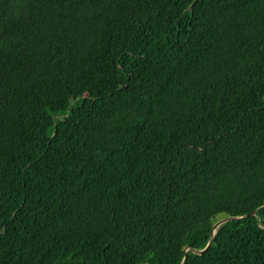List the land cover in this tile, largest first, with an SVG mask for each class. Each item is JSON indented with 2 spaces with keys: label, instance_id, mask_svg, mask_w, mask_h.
<instances>
[{
  "label": "trees",
  "instance_id": "1",
  "mask_svg": "<svg viewBox=\"0 0 264 264\" xmlns=\"http://www.w3.org/2000/svg\"><path fill=\"white\" fill-rule=\"evenodd\" d=\"M244 215L185 264H264V0H0V264H180Z\"/></svg>",
  "mask_w": 264,
  "mask_h": 264
},
{
  "label": "water",
  "instance_id": "2",
  "mask_svg": "<svg viewBox=\"0 0 264 264\" xmlns=\"http://www.w3.org/2000/svg\"><path fill=\"white\" fill-rule=\"evenodd\" d=\"M193 3L189 6V9H191ZM249 215H253V216L256 215V211L252 212ZM243 217H245V215L244 216H238V217H224V218H221V219L217 220L213 224V226L211 228L210 238H209V241H208L207 245L201 250H198V249H195V248H191V247H184L183 248L184 257H183V259H182L180 264H185L188 251H190V252H192V253H194L196 255H200V256L203 255L208 250V248L210 247L211 242H212V240H213V238H214V236L216 234V231L221 225L225 224L228 221H234V220L242 219Z\"/></svg>",
  "mask_w": 264,
  "mask_h": 264
}]
</instances>
